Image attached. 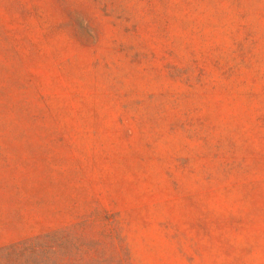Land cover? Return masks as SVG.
<instances>
[{
  "label": "rangeland",
  "instance_id": "rangeland-1",
  "mask_svg": "<svg viewBox=\"0 0 264 264\" xmlns=\"http://www.w3.org/2000/svg\"><path fill=\"white\" fill-rule=\"evenodd\" d=\"M70 264H264V0H0V249Z\"/></svg>",
  "mask_w": 264,
  "mask_h": 264
},
{
  "label": "trees",
  "instance_id": "trees-1",
  "mask_svg": "<svg viewBox=\"0 0 264 264\" xmlns=\"http://www.w3.org/2000/svg\"><path fill=\"white\" fill-rule=\"evenodd\" d=\"M60 247V244L51 246V242L44 245L16 243L0 249V264H70L65 252L58 254Z\"/></svg>",
  "mask_w": 264,
  "mask_h": 264
}]
</instances>
